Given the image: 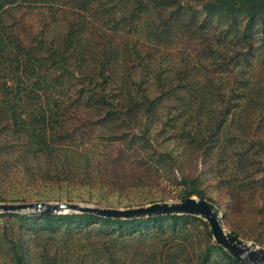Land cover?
<instances>
[{
    "label": "trees",
    "instance_id": "1",
    "mask_svg": "<svg viewBox=\"0 0 264 264\" xmlns=\"http://www.w3.org/2000/svg\"><path fill=\"white\" fill-rule=\"evenodd\" d=\"M56 2L0 0V113L9 114L1 117L21 140L15 145L6 143L0 151L15 155V160L28 157L33 162L42 157L46 164L37 163L35 169L25 159L26 171L42 170L47 178L65 174L70 178L59 182L67 184L78 180L85 188L106 185L120 192L145 187L174 167L167 165L169 153L159 154L154 147L161 136L166 135L164 142L172 138L177 116L171 115L178 105L188 119L180 118L174 136L187 149L207 160L211 149H216V159H222L229 144L238 150L248 142L247 149L236 152L242 166L236 165L235 170L238 173L252 165L247 152L261 144L259 139H238L236 144L233 137L222 139V134H229L231 126L238 136L246 133L260 112L264 0H67L66 25L45 13V7H54ZM213 16L229 22L227 29L213 27ZM32 17L37 20L28 26ZM64 27L67 36L61 38L57 32ZM66 95L67 130L62 131L60 108ZM123 101L126 106L116 104ZM20 102L25 107L17 106ZM164 103L169 107L165 114L169 129L153 138L148 137V124L140 136L127 132L112 137L95 133L94 137L91 130L87 132L89 127L116 119L129 125L141 114L146 124L160 104L164 112ZM16 108L21 111L17 113ZM193 114L199 120L188 125ZM94 160L95 170L89 166ZM4 164L0 160V172L7 171ZM83 171L87 177L75 179ZM189 187L180 198L204 199L195 180H190ZM6 216L27 219L10 214L0 218ZM188 219L196 218L111 220L87 214L33 218L43 222L48 232L63 227L68 232L85 230L88 248L102 241L107 264H178L179 252H157L159 244L169 238L152 233L151 227L170 220L174 231L178 222ZM7 241L12 264H22L19 248ZM181 249L187 255L186 248ZM213 249L230 264H243L219 246ZM70 264L84 262L77 263L74 257Z\"/></svg>",
    "mask_w": 264,
    "mask_h": 264
},
{
    "label": "rangeland",
    "instance_id": "2",
    "mask_svg": "<svg viewBox=\"0 0 264 264\" xmlns=\"http://www.w3.org/2000/svg\"><path fill=\"white\" fill-rule=\"evenodd\" d=\"M67 3V0H57L54 7H45L46 15L53 18L56 23L66 25ZM40 17L44 16L41 15ZM36 20L32 17L28 26L31 25V22L35 23ZM211 23L213 27L221 30L227 29L230 24L225 19L216 16L211 18ZM57 34L61 38L67 36V27L59 29ZM116 104L126 106L127 101ZM165 104L161 109L164 108V112L160 111V104L151 113L146 124H144L145 117L141 114V118L133 119L129 125L124 126L126 122L116 119L113 122L89 127L87 132L91 130L94 137L95 133L112 137L114 134L127 132H134L131 134L140 136L145 131L144 125L148 124L151 134L148 137L153 138L161 130L169 129L165 126V114L169 108ZM25 105L20 102L17 106L25 107ZM67 105L66 95V98L63 97L60 108L63 110V116L60 118V121L62 119V131L67 130ZM175 108L176 110H172L174 115H171L177 116L173 122L172 133H170L172 138L164 142L166 135L161 136L154 147V151H158L159 154L169 153L171 161L168 160L167 165L173 164L174 167L171 173L164 171L162 176L151 185L138 186L134 189L127 188L120 192L106 185L104 187L85 188L78 180L73 181V184H67V181L59 182L70 178L65 174L62 176L49 174L50 176L47 178L42 170L26 171L25 159L29 163L30 169H35L37 163L38 166L46 164V160L42 157L39 160L33 159V162L28 157L15 160V155H5L0 151V154L3 155L0 156V160L6 163L4 165L7 167L6 172L3 170L0 172V203L73 202L99 207L132 208L157 202H176L182 199L180 198L182 193L190 190V180H195L204 200L209 201L219 210L223 217V224L229 232L252 246L264 248V95L260 101L259 115L251 119L252 127L247 129L246 133L238 136L236 135L238 131H232L236 127L232 128L231 126L227 130L229 134H222V139L233 137L236 144L238 139L248 141L253 137L258 138L261 142L247 152L253 160L252 165L250 167L247 165L246 168L242 167V171L238 173L235 167L236 165L242 166V164L237 160L236 152H243L247 149L249 147L248 142L239 146L238 150L235 145L229 144L226 150L222 152L224 156L222 159H216V149H211V157H208L207 160L201 153L193 152L191 148L187 149L184 142L174 136V131L179 127L180 118L188 119V116L181 112L178 105ZM16 110L17 113L21 111L18 108ZM8 115V113H0V147L6 143L15 145L16 141H18L17 144L21 143L19 142L21 140L17 139L18 135L12 134L10 123L2 119ZM85 118L88 116H83V119ZM189 119L190 123L187 121V124L192 126L199 120L196 114H193ZM222 144L224 145V143ZM254 153L255 156L252 155ZM96 161L94 160L89 164L94 170L97 167L96 164L92 163H96ZM46 167L48 169V165ZM86 177L83 171L75 179ZM89 192L91 196L88 195ZM191 197L199 199L195 195ZM10 215L23 216L27 219H17L10 216L0 218V264H12L11 245L7 240L13 241L19 248V252L22 254V264H67V259L70 264V258L73 259L74 257L77 263H108L104 262L102 258L103 250H105L102 241H98L99 243L94 244L96 246H89L88 248V241L83 240L86 234L85 230L78 229L76 232H68L63 227L54 232H48L45 230L43 222L33 220L36 216L32 217L27 213ZM200 221L204 222L200 218L180 221L174 231L170 220L162 221V224L151 227L152 233L169 238L168 243L159 244L157 252L169 253V249L179 252L181 256H179L178 264H230L220 252L213 249L217 244L212 238L210 227L206 222H204L206 226H203ZM133 235L136 236L137 233ZM105 247L108 248L107 245ZM134 248L140 250L136 246ZM181 248H186L187 255L182 254L183 249ZM69 254H73L74 257L67 258Z\"/></svg>",
    "mask_w": 264,
    "mask_h": 264
},
{
    "label": "water",
    "instance_id": "3",
    "mask_svg": "<svg viewBox=\"0 0 264 264\" xmlns=\"http://www.w3.org/2000/svg\"><path fill=\"white\" fill-rule=\"evenodd\" d=\"M22 213L32 217L87 214L111 220H139L163 216L196 217L209 225L214 242L237 262L264 264V248L252 246L229 232L217 207L204 199L187 197L176 202H157L132 208L99 207L73 202L0 203V214Z\"/></svg>",
    "mask_w": 264,
    "mask_h": 264
}]
</instances>
